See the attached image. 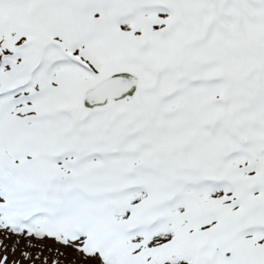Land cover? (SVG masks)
Masks as SVG:
<instances>
[{"label":"snow or ice","instance_id":"6c2138e0","mask_svg":"<svg viewBox=\"0 0 264 264\" xmlns=\"http://www.w3.org/2000/svg\"><path fill=\"white\" fill-rule=\"evenodd\" d=\"M0 264H264V0H0Z\"/></svg>","mask_w":264,"mask_h":264}]
</instances>
